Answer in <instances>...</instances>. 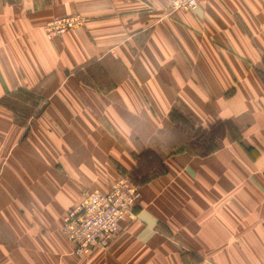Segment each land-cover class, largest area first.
Here are the masks:
<instances>
[{
  "label": "crops",
  "instance_id": "obj_1",
  "mask_svg": "<svg viewBox=\"0 0 264 264\" xmlns=\"http://www.w3.org/2000/svg\"><path fill=\"white\" fill-rule=\"evenodd\" d=\"M170 1L0 0V101H49L25 125L0 105V264H264V0L172 15ZM76 14L81 27L46 36ZM173 111L237 137L178 153L191 139ZM147 150L165 173L141 186L136 218L106 252L75 256L66 212Z\"/></svg>",
  "mask_w": 264,
  "mask_h": 264
},
{
  "label": "built area",
  "instance_id": "obj_2",
  "mask_svg": "<svg viewBox=\"0 0 264 264\" xmlns=\"http://www.w3.org/2000/svg\"><path fill=\"white\" fill-rule=\"evenodd\" d=\"M206 0H171L167 12L196 11ZM80 15L55 18L44 26L50 39L61 38L68 31L81 27ZM141 198V188L128 177L117 179L108 193L88 191L83 199L63 218L62 231L73 246V254L85 257L89 252H106L121 235L124 223L136 218L135 207Z\"/></svg>",
  "mask_w": 264,
  "mask_h": 264
},
{
  "label": "trees",
  "instance_id": "obj_3",
  "mask_svg": "<svg viewBox=\"0 0 264 264\" xmlns=\"http://www.w3.org/2000/svg\"><path fill=\"white\" fill-rule=\"evenodd\" d=\"M176 115L175 111L171 113V121H177ZM178 119H180L188 128L191 127L194 130V126L191 125L190 122L188 123L187 120L183 119V117L178 115ZM196 131H203L200 135L201 140L198 141L201 145L191 141L184 148L178 149V153H182L186 150L188 153L194 152L195 156H209L219 150L218 140L225 137V134L227 133L226 131H230L229 133L231 134V132H234V128L230 122H224L217 124L210 130H202V128H200ZM136 159L139 161L138 170L131 172L130 175H136V179L138 176H141V179H137L139 185H145L165 173L162 159L151 150L145 151L140 156H137Z\"/></svg>",
  "mask_w": 264,
  "mask_h": 264
},
{
  "label": "rangeland",
  "instance_id": "obj_4",
  "mask_svg": "<svg viewBox=\"0 0 264 264\" xmlns=\"http://www.w3.org/2000/svg\"><path fill=\"white\" fill-rule=\"evenodd\" d=\"M43 30H44V27H43ZM85 84H89V82L85 80ZM48 102L49 101H47V100L44 101V100L40 99L38 94H33L32 92L22 90V91H19L18 93H15V94L1 100L0 105L3 107H6L10 111V113H8V114H9V117L11 118L12 121L14 119L15 123H17L19 125H25V124H27V122L28 123H29V121L32 122L35 118L39 117L40 114L42 113L43 109L45 108V106H47ZM0 116H5V114H1ZM181 117H183V116L181 115ZM176 119H177L176 122L179 123L178 125L180 127V129H179L180 133H182L183 136L187 138V140L191 139V141H193L194 143H198L201 145V143L198 141L201 140L200 135H201V132L203 133V131H200V132L196 131V130L200 129L196 125L194 127V130L191 127L188 128L186 125H184V123L180 119H178V115H176ZM183 119L186 120L187 118L183 117ZM189 122L190 121H188V123ZM230 136L233 139H235L237 137L236 132H231L229 137ZM221 140H223V139H221ZM219 143H220V140H218V146H219ZM176 151H178V149ZM248 152L251 153L252 149H249ZM190 154L195 155L194 152H190ZM120 177H128L129 179L132 180V182L134 184H136L140 188L142 186V185H139L137 183V179L138 180L141 179V176H138L137 179H136V175H130V174L122 175ZM112 184H111V186H112ZM92 191H98V190H92ZM83 197H84V194H83L81 200L83 199Z\"/></svg>",
  "mask_w": 264,
  "mask_h": 264
}]
</instances>
